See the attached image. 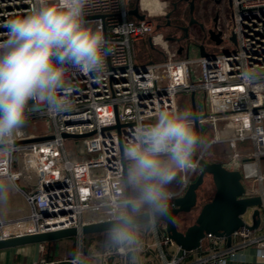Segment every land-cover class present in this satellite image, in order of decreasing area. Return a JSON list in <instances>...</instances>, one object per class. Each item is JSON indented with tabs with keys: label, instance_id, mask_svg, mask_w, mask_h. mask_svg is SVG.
Returning a JSON list of instances; mask_svg holds the SVG:
<instances>
[{
	"label": "built area",
	"instance_id": "1",
	"mask_svg": "<svg viewBox=\"0 0 264 264\" xmlns=\"http://www.w3.org/2000/svg\"><path fill=\"white\" fill-rule=\"evenodd\" d=\"M229 2L231 29L224 21L227 10L220 6L217 10L222 41L220 44L213 41L215 45H225V50L210 53L206 45L208 56L167 57L139 63L136 43L154 30L153 16L165 14L166 9L170 11L168 3L151 0L152 7L148 8L145 0H89L86 20L101 27L113 44L106 72L85 76L72 71L70 109L57 116L46 111L31 114L28 122L46 120L45 131L29 133L25 129L27 122L10 154L0 156V172L13 177V189L25 205L12 215L0 212V239L68 227L80 229L86 224L112 219L126 195L124 145L138 126L153 122L158 111L179 109L182 92L202 90L205 95V114L197 122L200 126L209 123L215 138L197 152L200 157L207 158L209 144L227 142L235 151L223 163L236 169L238 160L244 157L237 145L250 141L253 149L247 156L254 160L264 158V0ZM34 3L35 0H0V40L8 31L7 21L28 13ZM135 5L145 14L144 20L129 14ZM233 34L236 41L231 39ZM195 62L200 65L198 72L192 66ZM246 70L255 77L247 83L243 79ZM222 123L226 124L227 137L221 136ZM89 132L93 134L74 138L77 139L74 147L66 145V140L73 137H64L63 133ZM195 163L196 168L173 190L174 198L183 195L197 177L199 166ZM250 174H244V181ZM257 177L264 182V173H258ZM260 193L264 190L257 194ZM156 227L162 228L160 245L175 244L163 224L158 222ZM251 233L246 228L234 232L233 237L242 238L234 248L225 247L223 238L208 234L198 254L192 255L193 250L179 257H168L162 251L161 256L164 264H222L237 249L264 242V237ZM83 237L82 234L77 237L81 247ZM115 252L126 251L120 248ZM86 258L80 248L74 257L58 260L43 257L39 264H77V260L83 264Z\"/></svg>",
	"mask_w": 264,
	"mask_h": 264
},
{
	"label": "clouds",
	"instance_id": "2",
	"mask_svg": "<svg viewBox=\"0 0 264 264\" xmlns=\"http://www.w3.org/2000/svg\"><path fill=\"white\" fill-rule=\"evenodd\" d=\"M89 0H35L31 10L5 24L0 40V156L10 154L31 114L46 111L57 116L72 105L69 76L106 72L113 48L99 26L86 20ZM254 74L246 70L243 79ZM205 140L195 130L188 109H164L153 122L138 126L123 147L127 162V194L117 205L106 239L117 249L135 254L143 250L142 233L155 230L169 217L176 195L174 183H183L196 168L194 157ZM14 179L0 172V202H7ZM77 264L82 261L77 260Z\"/></svg>",
	"mask_w": 264,
	"mask_h": 264
},
{
	"label": "water",
	"instance_id": "3",
	"mask_svg": "<svg viewBox=\"0 0 264 264\" xmlns=\"http://www.w3.org/2000/svg\"><path fill=\"white\" fill-rule=\"evenodd\" d=\"M217 2H220V0H217ZM177 4V2L173 3L175 8ZM194 4L195 1L192 0L191 13H193ZM129 14L140 20L145 19V14L140 12L138 5L129 9ZM171 14L172 11H169L165 15L167 24L171 22ZM193 17L194 16H192L188 26L183 27V30L186 32L185 35L182 38H178L176 41L189 38V27L197 22ZM222 33V30L217 28V25L208 30L210 40L214 41L216 44L221 43ZM231 39L236 41L234 34L231 36ZM149 41L153 46L151 37ZM193 46L197 48L199 55L208 56L209 52L204 42L193 44ZM183 49L184 47L181 45L178 49V53H182ZM150 62H153V60ZM195 96L196 92L193 91L191 93L193 105L192 118L196 121L194 126L195 130L202 137L201 126L197 122L200 115L197 113ZM117 126H120V123H118ZM92 134L93 132L85 134L63 133V136L81 138ZM194 161L197 162L199 166L197 177L189 184L183 195L174 198L170 205V216L159 221V223L164 225L168 237L178 246L177 257L183 255L185 252L200 248L203 240L208 234L225 239L227 246L230 247L233 242L234 232L242 228H246L250 231L257 230L262 224L264 193L248 195L244 184V173L241 169L227 168L221 160H211L209 158L200 157L198 154L194 157ZM206 175L212 176L215 192L209 200L201 203L195 221L185 229H181L177 223V218L180 214L190 213L199 206V189L204 184ZM112 222L113 218L86 224L80 229L78 227H68L53 231L16 235L0 239V249L15 248L31 243H51L52 241L63 238L78 237L80 234L88 235L107 232ZM143 223H146V221H141V224ZM115 258L113 254L108 255L104 258V263L120 264L115 263Z\"/></svg>",
	"mask_w": 264,
	"mask_h": 264
},
{
	"label": "rangeland",
	"instance_id": "4",
	"mask_svg": "<svg viewBox=\"0 0 264 264\" xmlns=\"http://www.w3.org/2000/svg\"><path fill=\"white\" fill-rule=\"evenodd\" d=\"M166 1L168 3V6L170 9L173 7V3L177 2L178 3V10L171 15V23L173 25L176 24H181V25H188L192 19H190L188 10H189V2L186 0H162ZM136 4V1L134 2ZM204 5H207L206 9ZM222 8H225L227 10L226 19H224L225 24L228 26L229 29H231L230 24L232 21V15H231V5L229 0H225L224 3H222ZM217 7L214 5H210L208 3L203 4L202 0H196L195 2V8L192 13L193 18L197 21L196 23L190 25L191 27L189 28L190 30V37L192 38L191 41H197L198 43L203 42V40L200 37V28L197 24H200V22H204L205 26L207 28H210L213 26V23L211 21V18L214 16L215 10ZM169 9H166L165 14H160V15H155L153 16L154 19V30L151 32L149 36H151L153 46L150 45L149 41V36H147L144 40L138 41L136 43V51H137V62L139 63H144L148 62L151 59L154 60H163L167 57H175V58H185L187 56L191 57H197L198 55H191V54H186L187 49L189 48L187 42L189 38H186L185 41L182 42L181 45H184L186 47V50L180 54L177 53V48L179 46L178 43L174 41L167 40L166 36L167 35H173L177 37L182 36L181 30L175 28V27H167V18L166 14L168 13ZM209 16V17H208ZM190 19V20H189ZM157 25H163V28L158 29ZM202 36V35H201ZM229 42V40H228ZM205 43V42H204ZM208 47V50L210 53H215L218 50H225V45H215V43L211 42H206L205 43ZM193 69L195 72H198L200 69V65L198 62H195L192 64ZM204 92L202 90H198L196 92V107H197V113L199 115L205 114V105H204ZM178 106L179 109H188L192 112L193 115V105H192V100H191V93L190 92H182L180 97L178 98ZM216 118V117H214ZM210 124L206 123L201 126V133H202V138H204L205 143L204 145L207 144L210 140L215 138L214 131L210 128ZM47 128V122L43 118H39L36 120H33L31 122L27 123V127L25 128L26 130L29 131V133H42L45 131ZM24 127L22 131H25ZM206 129H208V132H206ZM220 130H221V136L222 137H227V128L226 124L222 123L220 124ZM77 139L70 138L66 140V145L70 148L74 147L75 142ZM203 145V146H204ZM237 150L240 151L242 154H247L249 151L252 150L251 148V142H239V146L237 147ZM235 151V148H233L229 143L227 142H214L212 144H209L208 146V156L207 158L211 160H221V161H228V158L230 155H232ZM263 161V160H262ZM264 163V162H263ZM264 171V168H263ZM180 182L174 183L172 190L176 189L179 186ZM215 192V185L212 179L211 175H206L205 182L204 184L200 187L199 189V206L195 208L192 212L187 213V214H180L177 218V223L181 229H185L188 225L192 224L195 221V218L200 210L201 203L205 202L206 200H209ZM13 193L10 195V198L8 199L7 202H0L1 209L7 213L9 210V202L13 200ZM95 240H100L101 238L97 236L96 238L93 237ZM57 241V240H56ZM76 238L75 237H70V238H64L60 239V244L68 242L70 244V247L73 248L75 244ZM53 242V241H52ZM56 244V242H55ZM54 244V245H55ZM77 252L80 250V247L78 246L77 243ZM85 247V246H84ZM83 252H88L87 248H83Z\"/></svg>",
	"mask_w": 264,
	"mask_h": 264
},
{
	"label": "crops",
	"instance_id": "5",
	"mask_svg": "<svg viewBox=\"0 0 264 264\" xmlns=\"http://www.w3.org/2000/svg\"><path fill=\"white\" fill-rule=\"evenodd\" d=\"M150 3L151 0H146L145 4L149 5ZM151 7V5L148 6V8ZM186 54H191L194 56L199 55L197 48H195L192 44ZM214 117L215 116L212 118ZM238 146L239 143L237 147ZM251 148L253 149L252 143ZM249 152L247 154H249ZM247 154H244V157L238 160L237 168L241 169L244 174L251 173L250 178L245 179L244 184L248 194H257L261 190H264V182L257 177L258 173H264V158L260 160H254L249 158ZM231 157L232 155L229 156L228 160L231 159ZM13 192V200L8 204V212L5 213L0 206V212L2 215H12V213H17L16 209H24V200L15 192L14 189ZM141 225L145 228V230L142 233L143 250L140 253L138 264H164V259L161 256L162 251H166L165 253L168 257L171 255H177L178 246L176 244H159V241L162 237V233H160V230L162 229L161 227H156L153 231L146 228V223ZM251 232L252 236L264 237V211L262 214V224L260 228ZM97 236L101 238V241L93 239V237L96 238ZM106 236L107 232L84 235L82 246L83 248L86 247L88 252H84L87 255V258L83 264H104V258H106V255L112 254L115 255V262L117 263L121 262L122 264H137L135 254L129 252V250L126 248H124L126 252L123 254L115 252L117 251V248L108 242ZM75 238L76 241L73 248L70 247L68 242L60 244V240H57L51 243H31L17 246L15 248L0 249V264H39L43 257L49 260L74 257L78 249L77 243L81 248L78 238ZM241 240V237H233L231 247H236ZM224 246L228 247L225 239ZM198 253L199 249H196L194 252H192V255ZM222 264H264V242L259 245L252 244L244 248L237 249L236 253L227 257V259H225Z\"/></svg>",
	"mask_w": 264,
	"mask_h": 264
},
{
	"label": "flooded vegetation",
	"instance_id": "6",
	"mask_svg": "<svg viewBox=\"0 0 264 264\" xmlns=\"http://www.w3.org/2000/svg\"><path fill=\"white\" fill-rule=\"evenodd\" d=\"M182 1V0H181ZM186 1H188L189 2V10H188V13H189V16H190V19H191V17H192V13H191V1L192 0H186ZM195 2H196V0H194ZM202 2H203V4H205V3H208V4H210V5H214L215 7H217V9L220 7V6H222V3H223V0H220V2H217V0H202ZM204 7H205V9H206V7H207V5H204ZM178 8H179V6H178V4H177V7L175 8L174 7V5H173V7H172V9H170V11H172V14L173 13H175L177 10H178ZM194 8H195V4H194ZM215 10V13H214V16L211 18V21H212V23H213V26L212 27H215V25H217V28H220V13H219V11L218 10ZM193 11H194V9H193ZM171 14V15H172ZM209 17V16H208ZM189 19V20H190ZM189 23V22H188ZM199 23L200 24H197L198 26H199V28H200V37H201V39L203 40V42H213L212 40H210V38H209V34H208V30L210 29V28H212V27H210V28H207L206 26H205V24H204V22H200L199 21ZM166 26L167 27H175V28H177V29H179V30H181V32H182V36L181 37H177V36H173V35H167L166 36V38H167V40H170V41H174V42H176V43H180L179 44V46H178V48H177V51H178V49H179V47L181 46V44H182V42L183 41H185V39L184 40H180V41H176L178 38H182L184 35H185V31L183 30V27H185L186 25H181V24H176V25H173L171 22H170V24H166ZM188 26V25H187ZM191 27V26H190ZM189 27V28H190ZM157 28L158 29H160V28H163V25H157ZM202 35V36H201ZM151 36H149V38H150ZM191 37H190V30H189V40L187 41V42H190L191 41ZM196 43H198L197 41H191L190 43H188V45L190 46L191 44L193 45V44H196ZM183 47H184V51L186 50V47L184 46V45H182ZM153 47V46H152ZM189 49V48H188ZM188 49H187V51H188Z\"/></svg>",
	"mask_w": 264,
	"mask_h": 264
},
{
	"label": "trees",
	"instance_id": "7",
	"mask_svg": "<svg viewBox=\"0 0 264 264\" xmlns=\"http://www.w3.org/2000/svg\"><path fill=\"white\" fill-rule=\"evenodd\" d=\"M88 235H91V234H88Z\"/></svg>",
	"mask_w": 264,
	"mask_h": 264
},
{
	"label": "bare ground",
	"instance_id": "8",
	"mask_svg": "<svg viewBox=\"0 0 264 264\" xmlns=\"http://www.w3.org/2000/svg\"><path fill=\"white\" fill-rule=\"evenodd\" d=\"M146 1V0H145ZM195 122V121H194Z\"/></svg>",
	"mask_w": 264,
	"mask_h": 264
}]
</instances>
